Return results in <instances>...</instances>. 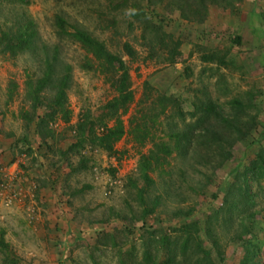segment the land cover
<instances>
[{
	"label": "rangeland",
	"instance_id": "obj_1",
	"mask_svg": "<svg viewBox=\"0 0 264 264\" xmlns=\"http://www.w3.org/2000/svg\"><path fill=\"white\" fill-rule=\"evenodd\" d=\"M60 17L123 58L128 106L113 111L121 73L62 36ZM28 22L32 50L10 54L0 45V264H153L175 250L182 264H208L206 251L213 264H244L252 236L250 264H264V175L251 180L254 205L243 214L255 221L252 235L240 232L242 215L228 225L224 214L236 175L264 166V0H0L3 31ZM155 29L182 42L174 63L150 43ZM56 46L73 71L68 120L60 112L40 123L49 110H33L26 76L39 74L46 47ZM215 53L224 62L208 59ZM203 101L237 124L231 131L212 117L207 127L222 142L206 140ZM117 123L125 133L106 150L99 138ZM144 123L151 135L141 145L131 131ZM163 141L172 152L155 167L151 150Z\"/></svg>",
	"mask_w": 264,
	"mask_h": 264
},
{
	"label": "trees",
	"instance_id": "obj_2",
	"mask_svg": "<svg viewBox=\"0 0 264 264\" xmlns=\"http://www.w3.org/2000/svg\"><path fill=\"white\" fill-rule=\"evenodd\" d=\"M205 11V8H204ZM202 11L199 9V11H195L191 14H201ZM136 15V13H133ZM187 17V16H186ZM60 24L58 25L60 27V30L62 31V36L64 34H67L70 38H72L75 42H78L87 52L92 53V55L97 58L98 60L103 61V64L107 66L111 71L115 73H121L118 77V91L120 92V95L115 98L112 101V108L113 111L117 112L120 109L125 108L128 106V104L133 100V94L131 93L129 89V70L125 66V63L123 61V58L121 56L112 53L109 51V49L106 47V45L100 41L98 38L92 36L89 32L85 30H79L78 28L72 27L71 29H68L65 25L64 20L60 17L59 19ZM153 24V23H152ZM145 28L149 29L151 28V23H144ZM0 25V45L2 47V50L10 53V54H19V53H25L28 50H32L36 46L35 38H33L36 33H34V30L32 29V23L28 22L26 25V29H19L16 30V32H11V30L8 32L7 30L3 31L1 29ZM12 27H10L11 29ZM156 31L152 35L153 39L150 40V43L154 46H160V49L166 54H169L170 56V62L174 63L177 59V57L181 54L179 51V47L181 45V41H175L174 37L170 34L165 33L162 31V29H155ZM153 31V29H150V33ZM235 43H240V39L237 37L235 39ZM174 46H173V45ZM123 49L125 53L131 58L135 59L138 55V52L133 48V46L129 43H124ZM216 57L220 58L222 62H224V57H220L219 55L215 54H209L208 59L211 61H214ZM89 64V63H88ZM40 71L39 74L34 76L33 74L27 73L26 81H25V89H26V97L28 101L31 103L33 110L36 112L40 107L43 105L46 106V108L49 110L47 112V115L45 117H41L40 123H43L47 117L52 119L54 115L64 112L63 116L65 120H68V111H66L67 108V100H68V90L70 88V83L72 81V67L69 63L62 62L60 60V55L58 53V47H54L53 50H50L46 47V52L44 53V58L40 62ZM90 66V65H88ZM149 83H147L148 86ZM12 87L10 89L9 96L12 97L15 93V90H17V85L12 82ZM239 104V103H238ZM204 109L201 107L197 109H201L203 111V116L201 117L203 126L205 127L206 133L209 135V138H205L207 142H215L220 141L222 142L225 140L223 135L216 130L212 131L208 129V124L212 117L219 118V124L224 125L227 129L234 131L237 130V124L235 121L231 119H227L222 117V115L217 112V107L212 101H203L200 104ZM242 109V107H241ZM207 118V120H205ZM204 122L206 123L204 125ZM105 125V122H103ZM210 126V125H209ZM211 125L210 127H212ZM225 128V129H226ZM107 129V128H106ZM124 128L122 127L121 123H117L115 127L109 128L105 134H102V136L99 138L101 140L100 144L103 146L106 150H112L113 143L118 141L124 134ZM132 137L136 140L137 143L143 145L147 140L150 139L151 135V126L148 123H144L142 126H138L137 130L131 131ZM175 135L176 134H172ZM210 135L212 137H210ZM204 138V139H205ZM176 140V146L182 145V141L180 138H175ZM209 140V141H208ZM177 141L179 143H177ZM190 141V140H189ZM153 142V141H152ZM182 147V146H180ZM30 149V148H29ZM28 149V150H29ZM31 151V150H30ZM172 147L171 144L168 142H161L159 145L155 143V148L151 150V156L152 160H154L155 167L156 164L162 161H166V157L171 155ZM264 154V153H263ZM258 158L264 163V158L260 154ZM160 165V164H159ZM238 173V172H237ZM238 173L236 175L235 182H231L229 184L228 191L225 194L224 197V214L226 216V220L228 221V225H231L235 218H238L239 216L244 213H248L251 206H253V203H250V200L252 198L251 193V180H259L264 175V166L258 165L257 163H252L248 167V169L244 170V172ZM143 179L146 182H152V179L148 176V174L145 172L142 174ZM251 204V205H250ZM250 215V213H249ZM248 215V216H249ZM218 219V212L214 214L212 217L213 223L216 222ZM243 222H239L240 225L245 228V231L252 235L253 229L255 228V221L253 218L244 219L242 218ZM223 222V221H222ZM191 226V225H190ZM188 227L187 229H183L185 231V240L182 245V247L185 249L189 246V236L191 232V227ZM210 226L211 222H210ZM186 228V227H185ZM211 228V227H210ZM255 236H252L249 238V240L245 241L246 248L248 251V257H245V263L244 264H250L251 257L250 255L253 253V250L257 248V244L252 240ZM3 240V233L0 234V243L2 244ZM216 243V241H215ZM217 244V243H216ZM200 248L202 249L201 245ZM253 249V250H252ZM252 250V252H251ZM251 252V253H250ZM177 253L173 251L171 258H169L167 261L163 263H153V264H182V261H179L177 258ZM206 259H208V264H213L210 252L206 251ZM149 252L146 251L145 257L149 258ZM221 260H223V254L220 255ZM7 263L15 264L14 260L7 258Z\"/></svg>",
	"mask_w": 264,
	"mask_h": 264
}]
</instances>
